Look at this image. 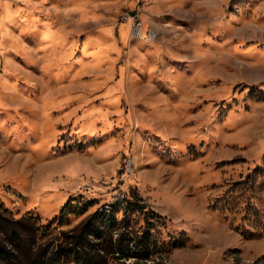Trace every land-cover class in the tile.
<instances>
[{
  "label": "rangeland",
  "instance_id": "obj_1",
  "mask_svg": "<svg viewBox=\"0 0 264 264\" xmlns=\"http://www.w3.org/2000/svg\"><path fill=\"white\" fill-rule=\"evenodd\" d=\"M131 191L183 243L140 264H264V0H0V202Z\"/></svg>",
  "mask_w": 264,
  "mask_h": 264
},
{
  "label": "trees",
  "instance_id": "obj_2",
  "mask_svg": "<svg viewBox=\"0 0 264 264\" xmlns=\"http://www.w3.org/2000/svg\"><path fill=\"white\" fill-rule=\"evenodd\" d=\"M97 203L69 197L59 213L43 223L39 215L16 218L0 202V263L3 264H140L165 257L183 243L159 236L167 226L137 191L95 208L68 230L69 216H81Z\"/></svg>",
  "mask_w": 264,
  "mask_h": 264
},
{
  "label": "built area",
  "instance_id": "obj_3",
  "mask_svg": "<svg viewBox=\"0 0 264 264\" xmlns=\"http://www.w3.org/2000/svg\"><path fill=\"white\" fill-rule=\"evenodd\" d=\"M141 24H136L133 29V34L138 35L140 31Z\"/></svg>",
  "mask_w": 264,
  "mask_h": 264
},
{
  "label": "bare ground",
  "instance_id": "obj_4",
  "mask_svg": "<svg viewBox=\"0 0 264 264\" xmlns=\"http://www.w3.org/2000/svg\"><path fill=\"white\" fill-rule=\"evenodd\" d=\"M145 29V28H144Z\"/></svg>",
  "mask_w": 264,
  "mask_h": 264
}]
</instances>
